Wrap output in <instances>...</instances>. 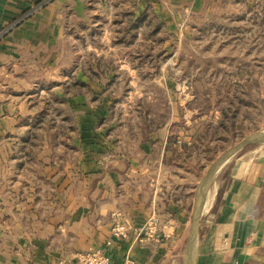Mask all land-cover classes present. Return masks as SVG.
<instances>
[{"label": "rangeland", "instance_id": "1", "mask_svg": "<svg viewBox=\"0 0 264 264\" xmlns=\"http://www.w3.org/2000/svg\"><path fill=\"white\" fill-rule=\"evenodd\" d=\"M24 12L11 27L35 17L44 35L35 49L3 52L16 60L14 75L0 73L16 89L9 108L29 117L0 122L1 132L26 134L2 135L0 157L6 150L30 165L25 178L47 188L41 206L61 212L68 196L72 204L79 186L71 175L84 162L125 168L140 148L159 145L148 154L155 162L164 142L178 190L165 194L184 198L191 212L193 203L218 198L238 157L264 151V138L249 141L217 169L233 147L264 131V0H40ZM100 143L121 159L83 154V145ZM56 169L70 177L61 186ZM57 190L65 199L51 203ZM121 264L138 263L126 254Z\"/></svg>", "mask_w": 264, "mask_h": 264}, {"label": "crops", "instance_id": "2", "mask_svg": "<svg viewBox=\"0 0 264 264\" xmlns=\"http://www.w3.org/2000/svg\"><path fill=\"white\" fill-rule=\"evenodd\" d=\"M39 1L0 0V34L8 30L0 38V55L7 50L15 56L20 44L35 49L33 43L42 40L44 32L38 29V23H42L35 17L11 27L27 8ZM15 62L6 55L0 60L2 76L14 75ZM9 94L16 95L15 86L0 79V122L27 120L29 115L22 113L23 107L19 111L9 108V104H13L8 100ZM14 131H0V138L2 135L26 138L24 130L20 134ZM164 146V142L161 143L162 150L156 155L159 160L155 162L148 154L153 151L155 155L159 145L140 148L143 153L128 158L125 168L118 165L111 169L99 168L94 162H84L83 172L78 170L77 178L73 175L76 170L71 175L79 186L75 199L71 204L68 196L66 208L61 206V212L57 207L49 210L40 205L46 198V185L35 184L32 177L25 178L24 172L30 165L17 162L5 150L0 157V264H74L75 251L103 247L110 236L112 216L117 207L132 226L127 239L114 243L120 264L126 254H131L138 264H189L186 253L195 203L190 212L184 198L166 196V191L175 189L171 182L175 172L164 162ZM112 150L113 146L105 143L82 146L84 155L97 151L104 158L120 160ZM27 153L24 151L25 160L31 162L33 156L27 158ZM58 171L51 174L61 186L70 177ZM228 172L229 179L218 198L213 197L205 203L199 201V209L196 207L199 227L193 262L264 264V151L260 148L247 151L231 164ZM42 175L46 177L48 173ZM85 175L88 181L80 182V176L85 178ZM145 181L151 182L149 189L148 184L141 188L140 183L146 184ZM133 183L135 188H132ZM52 198L55 201L50 199L51 203L56 204L65 199L61 190ZM151 219L159 227L160 235L157 239L138 240L137 231Z\"/></svg>", "mask_w": 264, "mask_h": 264}, {"label": "built area", "instance_id": "3", "mask_svg": "<svg viewBox=\"0 0 264 264\" xmlns=\"http://www.w3.org/2000/svg\"><path fill=\"white\" fill-rule=\"evenodd\" d=\"M115 221L110 227V236L106 240V245L103 248L94 249L93 252L90 250L77 251L74 253L73 262L74 264H113V260L110 257V253H113L116 240H123L127 237L129 230H132L131 223L125 219L121 212L115 211L113 213ZM138 240L142 241L143 238L157 239V234L159 232V227L156 222L151 219L146 225L137 231Z\"/></svg>", "mask_w": 264, "mask_h": 264}, {"label": "water", "instance_id": "4", "mask_svg": "<svg viewBox=\"0 0 264 264\" xmlns=\"http://www.w3.org/2000/svg\"><path fill=\"white\" fill-rule=\"evenodd\" d=\"M257 138H264V131L257 132L255 134L245 138L241 143H239L235 147H233L231 149V151H229V154L220 162L221 164L217 169H219L220 167L223 168V165L226 162H228L242 147H244L245 144H247L249 141H255ZM205 179H207V177ZM197 205H198V203L196 202L195 208H194L192 232H191V236H190L189 243H188V249H187V253H186V259H187L189 264H194L193 255H194V251H195V248H196V245L198 242L199 216H198L197 210H196Z\"/></svg>", "mask_w": 264, "mask_h": 264}]
</instances>
